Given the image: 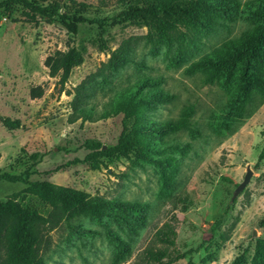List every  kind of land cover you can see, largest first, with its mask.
Returning a JSON list of instances; mask_svg holds the SVG:
<instances>
[{
    "label": "rangeland",
    "instance_id": "1",
    "mask_svg": "<svg viewBox=\"0 0 264 264\" xmlns=\"http://www.w3.org/2000/svg\"><path fill=\"white\" fill-rule=\"evenodd\" d=\"M62 1L75 9L68 0ZM74 1L87 5L82 16L89 21L79 24L74 36L57 23L25 24L20 21L19 9L11 19L0 20V116L19 122V128L12 131L0 125V174L26 171L28 182H47L108 201L146 203L149 210L144 227L132 236L104 218L71 219L45 230L38 252L41 263L132 264L151 246L154 232L165 222L175 231L174 250L185 254L173 264H231L240 254L248 261L254 240L264 238V227H260L264 221V158L257 160L264 145V102L251 107L231 133H211L206 123L225 110L227 96L217 85L204 86L197 75L183 74L189 63L223 40L239 35L247 24L236 20L228 29L202 35L199 50L181 57L174 46L144 45L145 27L121 21L120 12L135 0ZM67 42L82 50V62L70 70L60 89L59 74L49 78L43 61L54 51L65 52ZM124 42L131 61L115 71L102 67ZM146 78L161 79L160 88L175 99L146 112L144 125L176 119L183 106L192 105L190 121L201 135L190 138L180 132L160 139V149L166 151L156 157L169 155L177 164L176 186L168 198L159 194L158 169L153 165L103 158L104 166L90 170L88 163L82 162L88 153L84 142L97 141L102 148L114 146L122 131V115L89 122L76 119L71 110L76 88L84 109L98 111L118 89L135 86ZM35 87L42 89V96L30 99L29 92ZM247 167L249 181L232 199ZM25 186L0 180V202H12L46 217L50 208L23 194ZM179 197L189 202L184 212L179 211V202L172 207L171 202ZM108 231L128 248V254L115 263ZM201 242H206L203 246L210 242L211 250L215 249L213 244H219L213 261L206 262V252L197 248Z\"/></svg>",
    "mask_w": 264,
    "mask_h": 264
},
{
    "label": "trees",
    "instance_id": "2",
    "mask_svg": "<svg viewBox=\"0 0 264 264\" xmlns=\"http://www.w3.org/2000/svg\"><path fill=\"white\" fill-rule=\"evenodd\" d=\"M99 3L105 0H97ZM72 11L62 0H0V20L11 19L15 9H19L21 22L36 27L40 23H57L72 36L79 24L89 22L82 16L87 7L83 3L68 0ZM71 10V11H70ZM122 20L143 26L144 45L155 48L160 45L175 47L178 56L186 57L197 52L199 37L214 32L218 28L228 29L236 20L247 24V29L239 35L220 42L210 52L189 63L183 70L187 77L197 75L204 86L217 85L227 96L225 110L206 123L211 133L229 134L241 119L247 117L251 107L264 102V0H135L120 12ZM118 23V22H116ZM66 51H54L46 56L43 65L49 78L59 74L57 84L63 89L69 72L82 62V50L70 46ZM126 42L110 53L108 60L101 64L110 70L122 69L131 61L126 52ZM161 79L146 78L135 86L118 89L98 111L85 110L80 97V89L75 90L71 102L72 114L81 121L95 122L118 114L122 115V131L114 146L102 148L93 140L84 142L88 151L82 162L88 163L90 170L96 171L109 161L123 158L135 164H150L158 169L159 194L168 198L176 186L177 164L171 156H162L166 150L160 149V139L165 135L186 133L190 138L200 137L198 128L190 121L194 109L183 106L176 119L145 126V113L156 110L161 105L171 104L175 95L160 88ZM62 91V90H61ZM42 89L35 87L29 92L30 99L40 98ZM0 125L8 131L19 128L18 120L0 116ZM34 157V156H32ZM264 158V145L257 160ZM29 173L19 175L0 174V180L9 183L26 184L23 194L38 199L50 208L46 217L32 210L21 209L12 202H0V264H42L39 257L40 240L45 230H52L62 222L86 218L101 221L102 218L114 223L126 236L136 235L144 227L149 207L146 203L129 201H108L98 196H89L71 188L55 186L47 182H28ZM180 212L187 210L188 200L177 198ZM264 227V221L260 223ZM4 241L2 242V235ZM107 240L113 245V263L128 254L126 244L115 234L107 233ZM175 231L168 222L163 223L153 234L151 246L141 252L132 264H173L185 256L174 250ZM224 236L220 235V241ZM201 242L206 252L205 260H214V250L219 244ZM158 245V247L155 246ZM231 264H264V238L254 240L252 253L246 260L244 254L235 257Z\"/></svg>",
    "mask_w": 264,
    "mask_h": 264
},
{
    "label": "water",
    "instance_id": "3",
    "mask_svg": "<svg viewBox=\"0 0 264 264\" xmlns=\"http://www.w3.org/2000/svg\"><path fill=\"white\" fill-rule=\"evenodd\" d=\"M250 176H251V172L249 168L247 167L245 170V174L243 176V180L236 186V188L233 191L232 199H234L239 194V192L243 190V188L248 183Z\"/></svg>",
    "mask_w": 264,
    "mask_h": 264
}]
</instances>
